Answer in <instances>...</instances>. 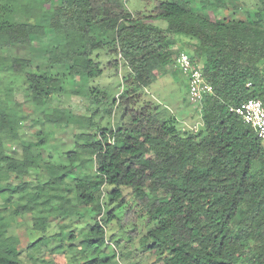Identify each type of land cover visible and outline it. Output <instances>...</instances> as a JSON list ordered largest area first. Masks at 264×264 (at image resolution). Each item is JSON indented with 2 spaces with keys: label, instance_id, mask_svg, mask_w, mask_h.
Returning a JSON list of instances; mask_svg holds the SVG:
<instances>
[{
  "label": "trees",
  "instance_id": "1",
  "mask_svg": "<svg viewBox=\"0 0 264 264\" xmlns=\"http://www.w3.org/2000/svg\"><path fill=\"white\" fill-rule=\"evenodd\" d=\"M227 5L153 0L148 15L132 12L127 0H0V51L44 47L56 68L26 71L31 59L0 52V264H24L13 221L28 214L33 230L42 233L27 246L32 264H50L36 260L50 244L53 256L76 250L73 264H117L116 257H124L117 249L121 240L108 228L132 224V243L138 221L153 225L139 237L150 264H264V139L230 110L250 98L264 101V0L246 19L211 15ZM49 37L55 42H46ZM174 37L190 39L188 53L214 88L196 131H183L175 115L142 93L157 69L165 73L175 61L181 49L173 52ZM101 50L117 56L108 67L117 68L122 59L128 66L113 102L120 120L76 134V149L59 150L63 160L49 161L47 133L21 139L28 116L16 101L14 80L25 78L36 123L65 128L81 120L93 126L91 117L47 107L66 93L92 103L107 99L104 88L86 83L104 72L95 58ZM17 140L18 156L6 149L7 141ZM32 170L45 180H29ZM88 207L92 221L83 233L62 223L47 235L52 220L73 223Z\"/></svg>",
  "mask_w": 264,
  "mask_h": 264
},
{
  "label": "rangeland",
  "instance_id": "2",
  "mask_svg": "<svg viewBox=\"0 0 264 264\" xmlns=\"http://www.w3.org/2000/svg\"><path fill=\"white\" fill-rule=\"evenodd\" d=\"M227 8H220L218 12L212 13L211 15L220 18H236V19H246V13H255L258 7V0H227ZM127 5L132 12L141 11L143 14L150 13L153 7V0H127ZM18 20H24L22 15H17ZM155 24L165 25L166 22L163 20H157ZM175 43H172L171 47L175 53L179 49L186 50L187 52L193 53V45L189 44L190 39L185 37H174ZM46 42L52 44L51 37L45 39ZM37 44V43H35ZM107 48V47H106ZM44 47H36L34 53L25 48H11L5 49L0 52L5 54L17 55L22 57H27L33 62L30 66H27L26 71L41 69L46 73H54L56 71L55 67L46 60L44 53ZM173 53V54H174ZM121 58V56L119 55ZM96 60H99L103 64L104 72L101 76L90 79L86 83L89 87H99L104 88L107 91V99L103 103H92L90 99L84 95H73L71 93H66L62 95H56L54 102L47 107L50 110L51 107H66L69 108L73 115L91 117L93 119L94 125L89 126L88 124L82 122L81 120H76L71 122L68 127L51 126V124H40L36 123L34 119L33 104L29 97V92L27 85L25 83V78L19 76L15 78V98L19 103V108L28 116L24 120L21 127V139L35 141L37 135L40 132H45L48 134L49 146L46 147L44 153L49 161H61L63 160L62 151H72L76 149V144L79 139L75 137L76 134L81 132H92L97 127H114L120 120L121 112L118 107L113 104L114 99L118 93L123 90L124 83L122 81V74L126 71L128 66L125 65L124 60L119 61V66L108 67L109 62L114 61L117 56L109 53L106 50H101L95 52ZM128 69V68H127ZM157 77L155 81L144 88L142 92L144 94L145 100H150L155 106L165 110L169 115L173 114L177 118L178 126L183 130H198L202 123V118L200 115L199 107L192 104L188 98V86L186 76L182 71L175 66V61L169 63L166 66L165 73L156 70ZM9 79V78H8ZM9 81H11L9 79ZM86 87V86H85ZM116 108V109H115ZM116 110V111H115ZM96 111V113H94ZM20 140L17 141H7L6 149L8 153L15 155H20L21 144ZM56 147L53 151L50 148ZM51 155V156H50ZM31 175L28 176L29 180L36 181L45 180V175L36 170L31 171ZM13 182H16V178L13 176L11 178ZM1 206V201H0ZM92 213L87 208L84 216H79L75 218L73 223L70 220L58 221L52 220L50 227L48 229L47 235L56 233L60 231L61 227L59 224H70V227L66 230L71 231L73 234L84 232L87 227L88 222L92 221ZM14 231L21 237V249L23 250L22 257L24 258V264H32L30 262L27 253L29 251L27 246L29 242L40 237L42 233L35 232L32 228V215L28 214L25 216H18L14 218ZM138 234L132 243L128 242V232L133 228L132 224L126 226L125 228H120L117 224H111L108 228V235L112 232L116 233V239H120L121 243L117 245V249L120 253L124 254V257H116L115 262L117 264H131L132 262H138L139 264H150V261L140 253L141 246L139 243V237L146 231L151 229V226H142L141 221H138ZM52 245L50 244L49 247ZM48 249H44L38 256L36 260L42 262L43 259L50 261V264H73L74 259L71 258L72 255L78 254L76 250H72L71 254H55L54 256L49 252ZM110 248H115L114 244L110 245ZM110 248L108 251H110ZM116 249V250H117ZM43 257V258H40ZM161 264V263H158Z\"/></svg>",
  "mask_w": 264,
  "mask_h": 264
},
{
  "label": "built area",
  "instance_id": "3",
  "mask_svg": "<svg viewBox=\"0 0 264 264\" xmlns=\"http://www.w3.org/2000/svg\"><path fill=\"white\" fill-rule=\"evenodd\" d=\"M175 65L188 80V98L190 102L199 107L202 115L204 100L214 94V88L203 74L202 67L193 62L186 50L178 51L175 56ZM230 110L235 112L242 120L252 126L258 137L264 139V101L261 98H250L240 105L231 106Z\"/></svg>",
  "mask_w": 264,
  "mask_h": 264
},
{
  "label": "crops",
  "instance_id": "4",
  "mask_svg": "<svg viewBox=\"0 0 264 264\" xmlns=\"http://www.w3.org/2000/svg\"><path fill=\"white\" fill-rule=\"evenodd\" d=\"M182 50V49H181ZM187 79V78H186ZM187 86H188V80H187ZM188 88V87H187Z\"/></svg>",
  "mask_w": 264,
  "mask_h": 264
}]
</instances>
